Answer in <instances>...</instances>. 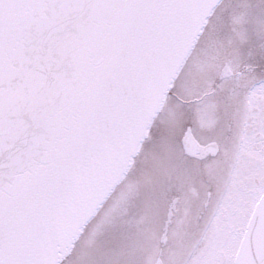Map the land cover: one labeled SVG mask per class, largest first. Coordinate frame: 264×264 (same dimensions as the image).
<instances>
[{
	"label": "snow or ice",
	"instance_id": "snow-or-ice-1",
	"mask_svg": "<svg viewBox=\"0 0 264 264\" xmlns=\"http://www.w3.org/2000/svg\"><path fill=\"white\" fill-rule=\"evenodd\" d=\"M207 0H0V121L30 112L34 162L0 167V264H55L56 241L116 163V136L147 105L161 58ZM250 62L264 78V49ZM264 83V79L260 81ZM224 264H264V187ZM259 201V207L256 202Z\"/></svg>",
	"mask_w": 264,
	"mask_h": 264
},
{
	"label": "water",
	"instance_id": "water-1",
	"mask_svg": "<svg viewBox=\"0 0 264 264\" xmlns=\"http://www.w3.org/2000/svg\"><path fill=\"white\" fill-rule=\"evenodd\" d=\"M207 4L196 26L188 27L183 39L170 45L162 56V70L153 73L151 101L147 105L138 101L118 131L116 163L56 241L55 264H155L158 259L163 264H181L196 241L197 207L209 187L188 183L190 176L183 161L175 159L181 130L187 125L200 128L196 106L213 107L216 123L202 130L219 142V157L204 168L206 179L213 183L215 205L228 176L244 112L242 101L233 97L224 98L219 112V64L230 61L229 70L235 71V63L250 62L254 42L264 49V0H207ZM260 79L264 78L255 76L254 80ZM172 81L170 95L163 101ZM228 81L223 82L225 97L238 93V86L229 91ZM229 82L240 87L244 84L235 78ZM44 139V130L30 112L0 121V167L11 161L20 165L34 162L43 150ZM173 179L175 187L169 184ZM178 181L184 183L186 193ZM169 195L181 199L185 195L187 204L179 207L159 255L163 247L160 235L158 239L156 235L162 227L159 211ZM254 212L255 208L248 223ZM185 215L189 217L183 222ZM256 238L264 242V234Z\"/></svg>",
	"mask_w": 264,
	"mask_h": 264
},
{
	"label": "rangeland",
	"instance_id": "rangeland-1",
	"mask_svg": "<svg viewBox=\"0 0 264 264\" xmlns=\"http://www.w3.org/2000/svg\"><path fill=\"white\" fill-rule=\"evenodd\" d=\"M261 80L255 81L250 91H246L239 139L228 176L215 204L231 212L227 214L228 230L219 236L218 212L210 221V226L205 224L203 227H209L210 239L207 236L206 240L200 241L197 237L181 264H219L220 260L224 264L226 258L236 255V245L254 209L252 197L255 191L264 187V83ZM195 116L202 129L213 128L216 123V114L209 104L196 106ZM233 230L238 237L232 236Z\"/></svg>",
	"mask_w": 264,
	"mask_h": 264
},
{
	"label": "flooded vegetation",
	"instance_id": "flooded-vegetation-1",
	"mask_svg": "<svg viewBox=\"0 0 264 264\" xmlns=\"http://www.w3.org/2000/svg\"><path fill=\"white\" fill-rule=\"evenodd\" d=\"M237 64V67L235 68V71L229 70V67L231 65L230 61H225L219 64V112L221 111V107L223 105V100L224 98H229L233 97L236 98L235 100H240L242 101V106L243 108L245 106L246 102V96L244 95V92H246V88L250 91L251 85L254 83L255 76L253 73L257 70V65L252 64L251 62H248L247 64L244 63H235ZM233 78L237 79L238 81H243L244 84L240 87V85H236L234 83H230V79L232 80ZM229 80L226 84L231 87L230 90L234 89L238 86V93H240V88L242 93L238 94L236 93L235 95H229L227 97L224 96V89H223V82ZM236 81V80H234ZM233 81V82H234ZM243 94V97L241 96ZM194 100H190L189 103L193 104ZM167 134V133H166ZM173 135V134H172ZM179 154L178 156L175 155V159L180 161V159L183 161V165L185 166V171L189 173L190 178H185L188 183L193 182V186H197L199 184H206L208 185V189L206 191V196L203 198V202H200L199 206L197 207V212H196V217H195V228L197 229L195 232L194 237H198V240L203 241L207 239V236L210 239V234L208 231V228L206 227L202 229L204 223L209 224L210 226V221L214 218L215 215L219 212V236L224 231H227V225H228V218L227 214L231 213L229 212L226 207L214 205L213 202V197H212V191H213V183L210 184V181L206 179L207 173L205 172L204 168L207 165V163L217 159L219 157V142L216 139L214 135H211L208 132H205L202 130V128L196 127L195 130L193 129L192 125H187V127L181 132V136L179 138ZM173 151V150H172ZM193 180V181H192ZM176 182L175 179L169 182L174 183ZM249 182V181H248ZM178 184L180 188L185 192L184 188V183L178 181ZM176 184L174 185V187ZM214 186H216L214 184ZM177 189V188H175ZM221 194V189L219 190ZM186 195V194H185ZM181 199L178 195H169V197H166L163 201V208L162 211H159V220H160V225L162 226L160 229V234L157 235V239L159 236L160 244L163 246L159 249V255L162 253V249L165 247L166 242H167V235L169 228L172 225V220L174 219L175 216L179 214V207L183 205L185 206L187 203L184 202L185 199ZM157 198L160 197L159 195L156 196ZM162 197V196H161ZM160 197V199H161ZM201 201V200H200ZM183 209V208H182ZM165 211V214H164ZM164 214V215H163ZM189 215V214H188ZM187 215V216H188ZM181 216V214H180ZM179 216V217H180ZM187 216L185 215V218L183 222L186 221ZM189 217V216H188ZM201 226V227H200ZM198 227V228H197ZM200 230H202L200 233H198ZM234 238L238 237V234H234V230L232 231ZM200 236V237H199ZM234 239L233 237H231ZM229 240V238H227ZM220 241V237H219ZM210 242V240L208 241ZM222 242V241H221ZM155 264H162L161 260L158 259ZM219 264H223V261L220 260Z\"/></svg>",
	"mask_w": 264,
	"mask_h": 264
}]
</instances>
